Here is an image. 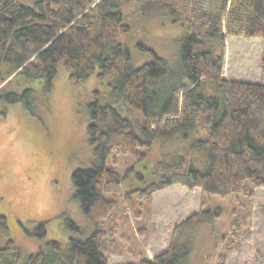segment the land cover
Segmentation results:
<instances>
[{"label": "trees", "instance_id": "16d2710c", "mask_svg": "<svg viewBox=\"0 0 264 264\" xmlns=\"http://www.w3.org/2000/svg\"><path fill=\"white\" fill-rule=\"evenodd\" d=\"M134 1L143 15L167 14L187 30L180 42L178 75H169L161 87L154 81L168 74L165 62L154 56L151 62L133 66L128 48L118 42L130 32L122 9L133 0H0V66L7 68L0 70V101L29 108L30 88L17 93L6 87L24 76L30 81L42 79L48 92L62 62L73 85L88 79L98 66V77L110 78L112 91L128 112L135 113L132 120L130 115L122 117L111 103L94 99L88 105L87 135L96 156L90 168L76 169L71 181L74 198L94 224L92 234L85 240L70 239L66 250L50 241L22 263L7 218L0 214V240L4 239L0 264H108L103 252L117 233L113 216L122 179L108 166L109 156L115 152L142 161L146 152L141 149L159 137L200 135L192 149L206 152L209 164L198 170L191 164V150L174 153L156 162L158 179L139 190V198L150 201L154 193L180 186L200 191L201 208L173 229L165 251L152 260L140 254L136 263L126 264H187L193 249L187 238L191 225L223 213L220 208L203 209L208 197H252L249 183L264 188V82L223 78L222 60L204 49L205 42L214 38L221 44L226 38L264 39V0ZM260 68L264 77V49ZM130 194H124L127 204ZM258 210L264 232V204ZM66 225L76 229L70 220ZM250 226L232 224L233 241H241ZM39 229L44 233L43 224ZM146 231L139 228L138 234L143 237ZM226 257L219 254L217 264H225Z\"/></svg>", "mask_w": 264, "mask_h": 264}, {"label": "rangeland", "instance_id": "374dc122", "mask_svg": "<svg viewBox=\"0 0 264 264\" xmlns=\"http://www.w3.org/2000/svg\"><path fill=\"white\" fill-rule=\"evenodd\" d=\"M134 2L122 9L123 21L131 29L118 42L128 48L133 66L151 62L154 56L165 62L168 74L154 81L161 87L169 75H178L180 42L187 30L173 23L167 14L143 15ZM204 49L222 60L223 78L264 82L260 68L264 39L226 38L221 44L214 38L205 42ZM0 70L7 68L1 65ZM98 73L96 66L88 79L73 85L68 80L69 72L59 62L48 92L42 79L30 81L24 76L6 87L7 91L17 93L30 88L29 108L22 103L0 101V214L7 218L10 238L22 253V263L50 241H57L66 250L70 239L85 240L94 231V224L74 198L71 181L72 173L90 168L96 156L87 135L88 105L94 99L100 104L111 103L122 117L130 115L135 119V113L128 112L122 98L112 91L111 79H100ZM200 138L196 133L186 137L178 133L153 139L149 147L141 149L146 157L139 162L111 153L108 166L122 179L113 216L117 233L103 252L108 264L136 263L140 254L152 260L167 249L173 229L200 210L199 190L172 186L154 193L150 201L138 196L139 190L158 179L154 173L156 162L174 153L191 150L192 166L198 170L207 168L206 152L192 149L194 141ZM247 186L252 197H208L203 209L220 208L223 213L214 220L201 219L191 225L187 238L191 239L193 249L187 264H217L222 253L227 254L225 264L263 263L264 232L258 205L264 204V188L250 183ZM125 193H131L129 204ZM66 219L76 229L68 227ZM237 222L251 224L250 231L238 243L233 241L230 231ZM41 224L44 233L39 229ZM142 227L147 230L143 237L138 234ZM3 245L1 239L0 246Z\"/></svg>", "mask_w": 264, "mask_h": 264}, {"label": "crops", "instance_id": "0c3cea01", "mask_svg": "<svg viewBox=\"0 0 264 264\" xmlns=\"http://www.w3.org/2000/svg\"><path fill=\"white\" fill-rule=\"evenodd\" d=\"M257 264H263V263H259V262H258Z\"/></svg>", "mask_w": 264, "mask_h": 264}]
</instances>
